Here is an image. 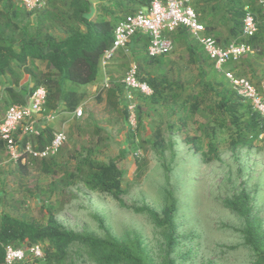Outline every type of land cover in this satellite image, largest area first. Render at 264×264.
Returning a JSON list of instances; mask_svg holds the SVG:
<instances>
[{
	"label": "rangeland",
	"instance_id": "obj_1",
	"mask_svg": "<svg viewBox=\"0 0 264 264\" xmlns=\"http://www.w3.org/2000/svg\"><path fill=\"white\" fill-rule=\"evenodd\" d=\"M191 1L199 20L206 27H214L208 34L224 46L232 26L231 1ZM89 2L92 9L98 3L97 0ZM252 6H257L256 1L253 0ZM17 7L20 11L25 9L21 4ZM3 9L4 3H1L0 10ZM262 12L255 13L258 33L262 30V37L255 47L258 50L243 57L236 67L238 75L251 81L258 91L264 86ZM27 20L30 25H35L36 15L28 19L19 16L14 22L22 27ZM171 38L173 49L161 57V62L147 63L144 50L134 44L128 53L117 52L111 72L107 69L106 73L109 90L102 88V77L89 86H72L86 94L85 101L79 106L82 109L80 118L62 110L51 121L43 119L42 114L38 121L39 125H49L52 130H63L66 134L67 140L55 157L59 166L69 161L72 167L78 158L86 155L83 149L91 150V156L97 160L117 161L123 170L125 193L122 200L127 208L120 207L112 197L89 191L81 184L62 186L51 175L42 174L39 166L31 161L25 171L18 172V165L9 160L3 148L0 150V216L4 213L45 223L50 209L59 223L77 232L87 230L99 236L110 232L116 237H131L136 233L141 235L150 256L157 262L163 255L160 229L155 228L145 214H137L132 208L147 206L160 212V190L166 186L165 176L169 173L172 184L177 180L182 185L189 211L183 220L185 228L181 234L191 235L197 241L190 248L191 251L194 249L191 264H251V252L242 244L238 231L240 220L222 206L221 200L244 186L264 220V142H254L252 148L244 147L234 153L231 151L229 128L233 129V125L229 120L226 126L221 125L223 116L216 107L220 101L217 93L228 87V83L212 69L205 54L201 57L190 53L189 45L194 47L195 53L199 51L194 37L176 32ZM132 63L138 66L139 76L166 80L170 87L166 91L168 94H199L203 99L200 111L183 125L178 122V115H170L167 107L172 103L167 107L161 105L152 120L144 119L136 142H130L121 80ZM20 74V83L28 82V75ZM9 85L14 86L9 76L0 78V120L5 113L3 99L8 97L5 89ZM112 89L113 93L110 92ZM133 101L143 105V97L137 93ZM155 131L161 133L166 149L162 158L153 149ZM191 137L198 140L202 152H207L208 146L215 143L221 160L204 164L201 154L195 153L186 142ZM169 144H173L172 149L167 148ZM123 149L125 155L121 156ZM167 166L171 172H166ZM22 264H44V261L35 260L28 254Z\"/></svg>",
	"mask_w": 264,
	"mask_h": 264
},
{
	"label": "trees",
	"instance_id": "obj_2",
	"mask_svg": "<svg viewBox=\"0 0 264 264\" xmlns=\"http://www.w3.org/2000/svg\"><path fill=\"white\" fill-rule=\"evenodd\" d=\"M151 1L98 0L97 5L92 9L89 0H45L43 8L20 11L17 7L20 3L17 0H0V4L4 3V9L0 10V78L9 76L14 85L13 87L9 85L5 89L8 93L7 99H3L5 111L11 105L26 104L32 93L40 87L46 90L44 116L51 113L57 114L60 107L68 112L75 111L85 101L86 94L72 86L96 82L101 71L100 58L104 50L112 45L115 26L127 15L148 8ZM230 1L229 14L232 26L224 46L235 41L245 42L255 48L262 37V30L254 36L242 38V19L246 7L254 15L262 10V16H264V8L258 4L252 6L253 0ZM33 15H36L35 25H30L27 20L20 27L14 22V19L19 16L28 19ZM90 15L91 17H88ZM212 28L214 27H206L205 34L209 35ZM176 32L179 35L187 33L184 29H178ZM131 42L144 50L147 63L162 61L161 57L158 59L146 56L147 39L144 36L137 35ZM189 51L201 57L205 54L201 46L195 53L194 47L189 45ZM210 64L213 69V64ZM21 72L28 75V82L20 83ZM138 78L150 86L152 94L144 96L137 93L143 97V105L135 103L137 126L133 131L129 129L130 142H136L144 119L152 120L161 105L167 107L172 103V106L167 107L170 115H178V122L183 125L188 118L200 111L203 99L199 94L193 95L186 92L168 94L166 91L170 87L166 80L139 76V72ZM110 92L113 93V89ZM217 96L220 97V101L216 107L223 116L221 125L226 126L228 120L233 125V129L229 128L232 136L229 148L233 153L244 147L252 148L254 142H264V139L262 141L258 139L264 130V121L249 104L240 100L229 85L223 87ZM125 104L124 113L127 118V102ZM170 129H173V124ZM53 132L52 128L44 126L38 136L25 137L23 142L30 141L36 149H42L52 140ZM154 135L153 149L162 158L166 149L162 143L161 133L155 131ZM186 142L191 145L195 153L201 154L204 164L221 160L215 143L208 146L207 152H202L195 137L187 138ZM172 147L173 144L167 145L168 149ZM3 148H5V142L0 139V150ZM83 152L86 155L78 158L72 167L69 161L59 166L55 160L57 155L41 160L29 158L26 164L22 165L18 161L16 165H18V172H23L31 161L39 166L42 174L51 175L54 181L62 186L81 184L89 191L112 197L120 207L127 208L122 200L125 190L122 188L123 170L119 163L113 159L107 162L97 160L91 156L92 151L88 149H83ZM123 155H125L124 149L121 150V156ZM135 162L138 164V159H135ZM170 170L167 166L166 172H171ZM165 179L166 186L160 190L162 200L160 212L147 206L132 208L137 214H145L153 226L160 229L163 238L161 245L163 255L159 261L155 262L150 256L139 234L135 233L131 237H116L110 232L102 236L87 230L77 232L59 223L48 209V218L45 223L1 214L0 264H5L7 246L21 248L23 245L38 243L43 249L44 257L41 260L44 264H85L87 262L92 264H191L194 249L191 251L190 248H193L192 244L197 241L195 237L191 238V235L181 234L182 229L185 228L183 220L189 213L186 198L182 195V185L177 180H174L175 183L172 184L169 173L166 174ZM221 203L226 210L240 220L238 231L242 237V244L251 252V264H264V220L253 203L251 193L242 186L223 198Z\"/></svg>",
	"mask_w": 264,
	"mask_h": 264
},
{
	"label": "built area",
	"instance_id": "obj_3",
	"mask_svg": "<svg viewBox=\"0 0 264 264\" xmlns=\"http://www.w3.org/2000/svg\"><path fill=\"white\" fill-rule=\"evenodd\" d=\"M27 11H34L45 6V0H17ZM264 8V0H256ZM242 19L241 37L248 38L258 32L256 16L245 8ZM178 29H184L194 37L204 49V52L214 65L217 73L223 74L237 97L248 103L253 111L258 113L264 121V86L258 91L248 79L236 77L230 71H224V66L230 62H238L242 57L253 54L255 49L245 42H231L221 46L212 36L205 34L206 27L199 20V16L192 6L191 0H152L148 8H143L132 15H127L114 28V39L110 48L104 50L100 58V68L103 73L102 88H109V77L106 68L115 58L118 51L128 53L130 43L137 35L147 39L145 54L149 58H159L169 54L173 49L171 35ZM138 67L135 63L129 68L122 79L127 100V121L131 131L136 129L135 103L133 92L144 96L152 94L150 86L138 78ZM46 102V90L36 89L26 104L9 106L0 120V139L5 142L9 160L15 164L19 161L26 164L29 158L47 159L57 155L65 144L67 137L63 130L53 132L52 140L42 149H36L30 141L23 142L25 137L38 136L42 126L38 124ZM75 118L82 116V109L73 111ZM55 113L43 115V119L53 120ZM264 139V130L258 136ZM30 254L34 259L41 260L43 249L41 244L23 245L21 248L7 246L5 248V264H22Z\"/></svg>",
	"mask_w": 264,
	"mask_h": 264
},
{
	"label": "crops",
	"instance_id": "obj_4",
	"mask_svg": "<svg viewBox=\"0 0 264 264\" xmlns=\"http://www.w3.org/2000/svg\"><path fill=\"white\" fill-rule=\"evenodd\" d=\"M97 2H98V0H97ZM213 6H214V5H213ZM131 44H132V42H131ZM131 44H130V46H131ZM132 45H133V44H132ZM254 49H255V51L258 50V49H256V48H254ZM118 52H123V51L120 50V51H118ZM116 56H117V55H116ZM116 56H115V57H116ZM246 56H247V55H246ZM244 57H245V56H244ZM242 58H243V57H242ZM242 58H241V59H242ZM114 59H115V58H114ZM114 59H113V60H114ZM241 59H240V60H241ZM113 60H112V61H113ZM240 60H239L238 62H236V63H228L227 65H225V66H224V71H230L231 73H233V74L236 75V76L243 77V76L238 75L239 69H238V70L236 69V67H237V65L239 64ZM112 61H111V62H112ZM111 62H110V64L108 65V67L106 68V69H108L109 72H111L110 70L113 68V64L115 63V62H112V63H111ZM128 68H129V67H128ZM99 73H100V75L98 74L97 79H99V77H102V79L104 80V77H103L102 72L99 71ZM106 73H107V71H106ZM243 78H244V77H243ZM250 82H251V81H250ZM251 83H252V82H251ZM89 85H92V84H89ZM89 85H88V86H89ZM62 110H64V108H63V107H60L59 110H58L59 114H60V111H62ZM58 112H57V114H58ZM3 116H4V115H3ZM40 126H42V128L44 127L43 125H40ZM48 127H49V125H48ZM50 128H52V127H50ZM53 131H56V130H53Z\"/></svg>",
	"mask_w": 264,
	"mask_h": 264
},
{
	"label": "clouds",
	"instance_id": "obj_5",
	"mask_svg": "<svg viewBox=\"0 0 264 264\" xmlns=\"http://www.w3.org/2000/svg\"><path fill=\"white\" fill-rule=\"evenodd\" d=\"M206 27V26H205ZM207 36H210V35H207ZM213 37V36H212ZM200 45V44H199ZM201 46V45H200ZM222 46V45H221ZM202 47V46H201ZM203 51H204V49H203ZM205 53V52H204ZM206 54V53H205ZM208 57V56H207ZM208 60H209V62L210 63H212L211 61H210V59L208 58ZM230 63H236V62H230ZM213 64V63H212ZM227 65V64H226ZM213 69H214V65H213ZM106 71H107V69H106ZM214 71H215V69H214ZM101 72H102V70H101ZM216 72V71H215ZM217 73V72H216ZM103 74V73H102ZM126 74V73H125ZM217 74H220V73H217ZM221 76H223V78L226 80V78L224 77V75L223 74H220ZM125 76V75H124ZM124 76H123V78H124ZM236 76V75H235ZM109 77V76H108ZM236 77H239V76H236ZM122 78V79H123ZM243 78V77H242ZM226 82L228 83V81L226 80ZM121 83H122V80H121ZM122 85V87H123V90H124V99L126 100V98H125V88H124V85L123 84H121ZM228 85H229V83H228ZM230 86V85H229ZM231 88V87H230ZM232 89V88H231ZM135 93H138V92H133V96H134V94ZM235 93V92H234ZM236 95V94H235ZM237 96V95H236ZM126 102H127V100H126ZM134 103H135V101H133ZM245 103V102H244ZM246 104H248V103H246ZM252 108V107H251ZM73 113V112H72ZM56 115V114H55ZM36 260V259H35ZM38 261H41V260H38Z\"/></svg>",
	"mask_w": 264,
	"mask_h": 264
}]
</instances>
